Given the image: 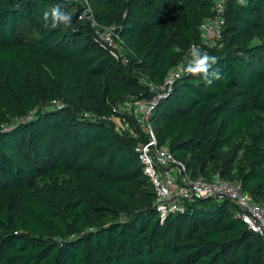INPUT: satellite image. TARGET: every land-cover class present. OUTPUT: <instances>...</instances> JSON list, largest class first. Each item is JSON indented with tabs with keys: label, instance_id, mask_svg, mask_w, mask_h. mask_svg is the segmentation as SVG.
I'll use <instances>...</instances> for the list:
<instances>
[{
	"label": "trees",
	"instance_id": "trees-1",
	"mask_svg": "<svg viewBox=\"0 0 264 264\" xmlns=\"http://www.w3.org/2000/svg\"><path fill=\"white\" fill-rule=\"evenodd\" d=\"M56 5L70 26L49 30ZM88 6L91 17L79 18ZM213 0H0V264H264L262 239L227 198L161 220L118 106L150 96L198 39ZM206 86L183 73L149 117L191 178L237 180L264 202V0H227ZM112 28L127 63L92 23ZM36 24L30 41L23 26ZM181 52H173V47ZM58 104V105H57ZM128 127L119 131L113 118Z\"/></svg>",
	"mask_w": 264,
	"mask_h": 264
},
{
	"label": "built area",
	"instance_id": "built-area-1",
	"mask_svg": "<svg viewBox=\"0 0 264 264\" xmlns=\"http://www.w3.org/2000/svg\"><path fill=\"white\" fill-rule=\"evenodd\" d=\"M76 2L77 0H65ZM227 0H213L212 15L204 18L198 27V39L189 44L186 53L172 67L161 83L146 82L150 96L136 102L134 117L137 124L148 133L146 141L139 142L137 149L143 161V172L147 175L155 192L154 207L161 220L170 215L184 212L191 202L201 198L229 199L236 207L235 217L240 218L252 229L264 244V202L254 201L237 180L223 179L215 173L210 179L191 178L184 164L175 159L169 149L157 144L156 137L149 125V117L164 93L185 73L189 49L193 46L209 53L222 45L225 6ZM79 18L91 17V10L85 6ZM99 41L109 47L113 56L123 64L127 54L115 41L112 28L98 27L92 23ZM58 105V104H57ZM125 127L128 123L124 122Z\"/></svg>",
	"mask_w": 264,
	"mask_h": 264
},
{
	"label": "clouds",
	"instance_id": "clouds-1",
	"mask_svg": "<svg viewBox=\"0 0 264 264\" xmlns=\"http://www.w3.org/2000/svg\"><path fill=\"white\" fill-rule=\"evenodd\" d=\"M237 4L248 7L249 0H237ZM45 27L49 30L58 28L61 25L70 26L72 23L71 13L62 9L60 5H56L44 13ZM173 52H181L179 47H173ZM185 72L193 76H200L206 86H210L214 81L221 79V73L214 70L213 66L218 63L216 56L202 52L199 48L193 46L189 49L187 56Z\"/></svg>",
	"mask_w": 264,
	"mask_h": 264
},
{
	"label": "rangeland",
	"instance_id": "rangeland-1",
	"mask_svg": "<svg viewBox=\"0 0 264 264\" xmlns=\"http://www.w3.org/2000/svg\"><path fill=\"white\" fill-rule=\"evenodd\" d=\"M38 30H37V26L36 24H31V25H25L23 26V28L21 29V31L18 33V38L24 41H30L34 38V36L37 34ZM119 111H121V113L123 115H129L130 117L134 116V105L131 103H123L120 104L118 106ZM113 123L116 127V129H118L119 131H121V129L126 128L124 125V121H122L121 118H113Z\"/></svg>",
	"mask_w": 264,
	"mask_h": 264
}]
</instances>
